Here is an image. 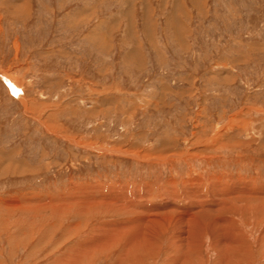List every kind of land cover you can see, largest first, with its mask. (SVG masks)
<instances>
[{
    "label": "rangeland",
    "instance_id": "1",
    "mask_svg": "<svg viewBox=\"0 0 264 264\" xmlns=\"http://www.w3.org/2000/svg\"><path fill=\"white\" fill-rule=\"evenodd\" d=\"M69 263L264 264V0H0V264Z\"/></svg>",
    "mask_w": 264,
    "mask_h": 264
},
{
    "label": "bare ground",
    "instance_id": "2",
    "mask_svg": "<svg viewBox=\"0 0 264 264\" xmlns=\"http://www.w3.org/2000/svg\"><path fill=\"white\" fill-rule=\"evenodd\" d=\"M5 77V76H4ZM3 77V78H4ZM6 79V78H5ZM7 81H9V82H7ZM6 82L9 84H12V90H14L15 92H17V86L14 84V86H13V83L12 82H14L13 80H11L10 78H8V80L6 79ZM15 83V82H14ZM9 84V85H10ZM197 189V188H196ZM228 189V188H227ZM193 191V190H192ZM232 191V190H231ZM199 192V191H198ZM197 191H196V193H198ZM185 193V192H184ZM140 195V194H139ZM146 197V196H145ZM149 196H147L146 197V199L148 198ZM99 198V197H98ZM138 198V197H137ZM88 199V198H87ZM90 199H92V198H90ZM95 200V199H94ZM132 200V199H131ZM223 200V199H222ZM218 201V200H217ZM143 202V201H142ZM214 203V202H213ZM127 204V203H126ZM166 204V203H165ZM216 204V203H215ZM128 205H130V203L129 204H127V206ZM161 205V204H160ZM169 205V204H168ZM222 205V204H221ZM147 206V205H146ZM143 207V206H138L137 205V207H136V210H135V212H140V215H141V217H138V218H132V219H128L126 222L124 221V222H121V223H118V224H116V227H114L115 229H118L117 231H111L109 234H105V233H103L102 234V236L101 237H106L107 239L110 237H113L114 239L113 240H116V237H117V235L119 234V235H124V240H123V243H122V253H126L127 252V249H131L132 247H133V244H135L136 245V247L135 248H133V249H136V251H138L139 252V250L141 251H143L142 253H144V251H146L147 250V248H148V246L152 243L153 244V242H154V240H155V237H156V229H154L153 228V226H154V221H155V219H157V216H156V212H155V210L157 209V206L156 207ZM205 207V206H204ZM215 207V205L213 206V207H210V208H208V209H205V208H203V209H205V210H203V211H205V213H208V214H206V215H209V213L211 214L213 211H215L216 210V208H214ZM222 207V206H221ZM224 207V206H223ZM174 208H176V210H180V211H182V209H180L179 207H174ZM218 210H219V208H217ZM227 209V208H226ZM179 210L177 211L178 213H179ZM191 210V209H190ZM198 210V209H197ZM201 210V209H200ZM224 210V209H223ZM150 214L151 212H155V213H153V214H155V215H153L151 218H150V215L149 214H147L146 216L144 215L145 213H147V212ZM184 211V210H183ZM199 211V210H198ZM189 213H190V211H189ZM188 213V215H184V212H182L181 213V215L179 216V219H181V220H184V221H188V222H190V220L192 221L193 220V214L192 215H190ZM202 213V212H201ZM205 213H202L203 214V216H201L202 217V220H203V218H205L206 219V217H205ZM142 214H143V216H142ZM152 214V213H151ZM173 214V213H172ZM187 214V213H186ZM194 214H195V212H194ZM213 215H214V213H212ZM211 214V215H212ZM196 215V214H195ZM147 216H149L148 218H147ZM198 216H199V214H198ZM211 216L209 215V218H210ZM150 218V219H149ZM161 218V217H160ZM178 218V217H177ZM186 218V219H185ZM195 218V217H194ZM212 218V217H211ZM219 218V217H218ZM217 218V219H218ZM226 218V217H225ZM225 218H221V219H219L218 220V224L220 225V223H228L229 221L227 220V219H225ZM167 219V218H166ZM197 219H198V217H197ZM208 220V219H207ZM159 221V220H158ZM179 221V220H178ZM213 221V220H212ZM216 222H217V220H215ZM169 222V221H168ZM193 222V221H192ZM209 222H210V219H209ZM214 222V221H213ZM215 222V223H216ZM109 223V222H108ZM180 223V222H179ZM210 224V223H209ZM111 225V224H110ZM115 225V224H114ZM178 225V224H177ZM199 225V224H198ZM212 225H214V224H212ZM173 226V225H172ZM201 226V225H200ZM207 226H208V224H207ZM110 227H112V226H110ZM197 227V226H196ZM206 227V226H205ZM109 228V227H108ZM212 228V227H211ZM210 228V229H211ZM219 228H222V227H219ZM166 229V228H165ZM186 229V228H185ZM208 229H209V227H208ZM209 229V230H210ZM219 230H221V229H219ZM234 230V229H233ZM237 230V229H236ZM199 231V230H198ZM222 231V230H221ZM225 231V230H224ZM107 232V231H106ZM128 232H131L130 234H126V233H128ZM165 232V231H164ZM241 232V231H240ZM163 233V232H162ZM216 233H218L217 231H216ZM231 233V232H230ZM229 233V234H230ZM198 234V233H197ZM233 234V233H232ZM109 235H111V236H109ZM191 235V234H190ZM218 235V234H217ZM220 235V237H221V235H223V234H219ZM218 235V236H219ZM238 235V234H237ZM236 235V236H237ZM240 235V234H239ZM242 235V234H241ZM186 236V235H185ZM244 236V235H243ZM153 237V238H152ZM173 239L172 240H176V239H178V242H180V244H182L181 243V234H180V232L177 230V234L176 235H172L171 236ZM201 237V236H200ZM229 237H231V235H229ZM233 238V239H232ZM232 238H231V242L232 243H236V241L237 240H239V239H237V237H235L234 236V234L232 235ZM243 238V237H242ZM263 238V237H262ZM106 239V240H107ZM171 239V238H170ZM191 239V238H190ZM223 239V238H222ZM222 239H221V241H222ZM105 240V241H106ZM112 240V239H111ZM121 239L119 238V241H120ZM227 240V239H226ZM241 240V239H240ZM239 240V241H240ZM100 241H102V239L100 238ZM117 241V240H116ZM118 241V242H119ZM184 241V240H183ZM204 241V240H203ZM219 241H220V239H219ZM244 241V240H243ZM242 243H245V242H242ZM222 244V243H221ZM231 244V243H230ZM236 244H238V243H236ZM240 244V243H239ZM134 245V246H135ZM229 245V244H228ZM235 245V244H234ZM233 245V246H234ZM178 246V245H177ZM183 246V245H182ZM223 246V245H222ZM230 246V245H229ZM238 246V245H237ZM179 247V246H178ZM181 247V246H180ZM225 247H227V246H225ZM234 250H236L235 249V247H234ZM247 251V250H246ZM135 252V251H134ZM229 252V251H228ZM233 252H235V251H233ZM251 252V251H250ZM131 254V253H130ZM133 255V254H132ZM131 255V256H132ZM227 255V254H226ZM78 256V255H77ZM72 257V256H71ZM228 257V256H227ZM238 257V256H237ZM122 258V257H121ZM133 258V257H132ZM237 259V258H236ZM68 262V261H67ZM69 264H71V263H69Z\"/></svg>",
    "mask_w": 264,
    "mask_h": 264
}]
</instances>
